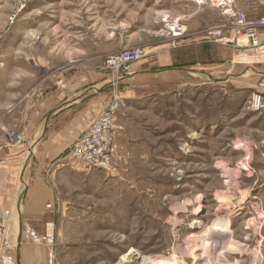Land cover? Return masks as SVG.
Instances as JSON below:
<instances>
[{
  "label": "rangeland",
  "instance_id": "374dc122",
  "mask_svg": "<svg viewBox=\"0 0 264 264\" xmlns=\"http://www.w3.org/2000/svg\"><path fill=\"white\" fill-rule=\"evenodd\" d=\"M176 1L0 0V64L14 65L18 63L15 59L21 60L24 73L37 67L43 74L48 65L54 72L77 66H84L85 72L105 71L107 58L126 48L142 49L145 56L140 62L149 53L157 54L154 47L164 27L163 22L158 23L159 15L163 7L175 12ZM240 2L250 20L264 16L258 0ZM184 14L191 15L188 11ZM187 29L185 37L166 39V44L173 47L181 41H195ZM201 37H208L204 29ZM148 41L152 47H136ZM226 47L233 74L238 77L252 76L251 68L264 69L263 60L243 59L256 51ZM145 84L146 90L149 83ZM237 86L239 82L204 85L198 91L182 87L144 107H129L119 87L124 104L117 116L123 128L115 140L117 176L93 169L83 200L60 214L61 222L79 221L58 227L73 241H61L54 230L53 246L62 254L61 264H192L194 258L183 259L177 254H190V244L198 247L196 236L190 238L197 230L191 225L197 221L196 227L198 219L205 225L199 226V232H206L208 225L222 216L232 219L235 235L243 236L238 233L241 224L244 237L253 238L255 231L263 228V203L262 220L255 213L259 208L254 197L240 205L239 186L251 182L241 171H253L257 164L256 151L245 141L247 135L255 137L253 126L247 124L254 121L248 113L252 88ZM113 90L111 85L109 102ZM225 167L236 171L227 173ZM240 206L244 209L239 210ZM259 222H263L260 228ZM186 239V245L178 250L177 244ZM228 239L233 248L245 250L230 251L225 244L219 250L220 259L207 251L208 264H253L252 253L260 242L264 254L261 233L260 242H250L251 247L243 246L238 235L234 239L230 234ZM67 254L73 258L64 263ZM207 259H198L196 264H207Z\"/></svg>",
  "mask_w": 264,
  "mask_h": 264
},
{
  "label": "crops",
  "instance_id": "0c3cea01",
  "mask_svg": "<svg viewBox=\"0 0 264 264\" xmlns=\"http://www.w3.org/2000/svg\"><path fill=\"white\" fill-rule=\"evenodd\" d=\"M258 1L264 7L263 1ZM176 2L178 7L173 8L175 12L163 7L165 10L162 14L170 12L182 18L195 36L192 39L195 41H181L172 47L166 44V39H158L157 47H154L157 54L149 53L147 58L135 63L134 72L121 81V94L130 103L128 106H147L145 104L150 100L182 87L196 88L198 91V87L225 85V82H239L237 88L263 91L264 69L251 68L252 76L244 74L238 77V74H233L227 44L201 37V31L206 27L226 21L221 11L209 5L198 7L191 2ZM237 6L241 10L245 8L240 0ZM185 11L191 15L184 14ZM158 23L162 24V21ZM261 38L263 40L264 36L261 35ZM151 45L148 41L136 47L149 48ZM253 54L243 58L244 61H264L263 50ZM15 61L18 63L14 65H10V62L0 64V226L5 224L7 227L5 243L0 247V264H57L61 263L62 254L56 246L46 241V237L56 228L61 241H73L63 233L65 230L59 232L58 227L76 225L79 221L67 219L61 222L60 214H65L83 200L81 195L86 193V185L92 182L89 177L95 171L72 161L67 152L109 103V73L107 70L85 72L84 66L54 72L48 70L49 65L43 74L37 67L24 73L22 61ZM146 82L149 87L145 90ZM248 113L254 121L247 124L253 126L252 134L255 137L247 135L245 141H249L256 151L257 165L253 171H241L251 182L247 187L239 186L240 198H243L240 205L254 197L260 199L264 206V110H249ZM8 130L16 132L20 141L12 143ZM228 220V236L232 234L235 239L238 235L243 240V246L251 247L256 240L260 242V233L264 240V226L250 238L249 235L244 237L243 224L238 228V233L241 232L243 236L235 235L232 219ZM198 222L201 227L205 226L202 219H198ZM195 223L191 226L197 230L190 238L196 236L198 247L190 244L189 247H193L190 254H177L183 259L194 258L192 264H196L198 259L208 258L206 238L210 237L214 224L208 225L206 232H199L198 228L201 227L199 224L195 227ZM186 241L177 244V249L185 246ZM225 241L211 245L215 258L222 257L219 250L225 247ZM260 243L254 247V253L260 256L257 264H264ZM71 258L73 255L67 254L64 263Z\"/></svg>",
  "mask_w": 264,
  "mask_h": 264
},
{
  "label": "built area",
  "instance_id": "2783aa9c",
  "mask_svg": "<svg viewBox=\"0 0 264 264\" xmlns=\"http://www.w3.org/2000/svg\"><path fill=\"white\" fill-rule=\"evenodd\" d=\"M158 3L164 0H156ZM191 2L198 7L209 5L221 11L226 19L225 22L207 27L204 33L215 42L227 44L235 49L257 51L264 49V41L261 38V29L264 28V16L250 20L247 14L238 8V0H178ZM264 3V0H262ZM158 18L163 22L164 27L160 29V36L163 39L179 40L188 34L186 25L182 18L173 15L170 12L159 15ZM142 49H122L112 53L105 61V69L109 73L110 83L113 87V96L107 106L92 122L68 149L70 159L80 165H85L92 169L102 170L110 175H117V169L114 161L117 155V146L115 143L116 134L123 128L117 121L118 113L124 104V99L119 92V87L123 78L134 72V64L143 58ZM248 109L250 111L261 112L264 110V90H254L251 92L248 100ZM8 137L12 143L20 141V136L13 130L7 131ZM259 212L256 215L263 219L260 213L261 202L255 198ZM258 200V201H257ZM244 207L240 206L239 210ZM260 228L263 222L258 223ZM198 225V223H197ZM248 228V227H246ZM7 235L6 225L0 226V247L5 243ZM46 241L50 245H55L54 232L48 234ZM211 245H208V252L211 251ZM193 249V248H192ZM191 249V250H192ZM253 264L259 262V254L252 253ZM57 264H61L57 262Z\"/></svg>",
  "mask_w": 264,
  "mask_h": 264
},
{
  "label": "bare ground",
  "instance_id": "6f19581e",
  "mask_svg": "<svg viewBox=\"0 0 264 264\" xmlns=\"http://www.w3.org/2000/svg\"><path fill=\"white\" fill-rule=\"evenodd\" d=\"M224 170L228 173V172H234V171H236V168L234 169V168H231V167H225L224 168ZM238 172V171H237ZM229 174H231V173H229ZM234 174V173H233ZM238 174V173H237ZM243 205V204H242ZM198 210H200V207L198 208ZM197 210V211H198ZM239 211V210H238ZM237 211V212H238ZM227 218V217H226ZM198 224L199 225H201V223L200 222H198ZM213 224V223H212ZM229 224H230V222H229V220H228V218L227 219H225V218H223V216L220 218H218L215 222H214V224H213V226L211 227V231H210V233H209V236L211 237H208V238H206V243H207V247H208V245H210V242L212 243V244H214V243H216V242H218L217 240H219L220 242H222V241H225V239L227 238V236H228V234L227 233H229L230 232V228H229ZM210 230V229H209ZM230 239H228L227 241H226V246L228 247V249L231 251V250H237V249H239V248H233L232 246H234V244L233 243H231V241H229ZM195 242V241H194ZM230 242V243H229ZM203 243V242H202ZM229 244V245H228ZM203 246H204V244H203ZM202 247V246H201ZM204 247H206V244H205V246ZM231 248V249H230ZM205 249V248H204ZM206 250V249H205ZM227 250V249H226ZM240 250V249H239ZM245 250V249H244ZM244 250H240V251H244ZM240 251H238L237 250V252H239V253H241Z\"/></svg>",
  "mask_w": 264,
  "mask_h": 264
}]
</instances>
